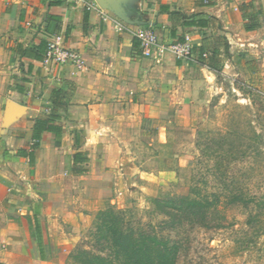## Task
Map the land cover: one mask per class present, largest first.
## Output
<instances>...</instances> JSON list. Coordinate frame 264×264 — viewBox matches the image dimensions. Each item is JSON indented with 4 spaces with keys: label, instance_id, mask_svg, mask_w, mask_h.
<instances>
[{
    "label": "crops",
    "instance_id": "crops-1",
    "mask_svg": "<svg viewBox=\"0 0 264 264\" xmlns=\"http://www.w3.org/2000/svg\"><path fill=\"white\" fill-rule=\"evenodd\" d=\"M259 12L255 0H0V264H65L41 232L49 212L90 218L114 194H154L150 163L176 149L160 120L207 108L217 77L248 58L237 50L264 45ZM144 27L165 44L191 37L193 58L143 56ZM55 36L78 64L47 61Z\"/></svg>",
    "mask_w": 264,
    "mask_h": 264
},
{
    "label": "rangeland",
    "instance_id": "rangeland-1",
    "mask_svg": "<svg viewBox=\"0 0 264 264\" xmlns=\"http://www.w3.org/2000/svg\"><path fill=\"white\" fill-rule=\"evenodd\" d=\"M255 2L262 29L253 41H264V0ZM243 50H237L235 60L239 54L248 58L217 77L207 108H178L170 120H160L170 125L176 149L170 155L160 149L162 161L150 163L162 172L150 182L154 194L137 187L123 202L117 193L105 204V209L126 210L130 220L146 223L158 220L151 214L153 199L188 196L193 186L221 195L205 227L176 231L181 233L182 264H264V45ZM153 139L148 148L157 151ZM233 194L243 201L233 203ZM97 214L49 212L40 228L56 261L83 264L77 254L91 246Z\"/></svg>",
    "mask_w": 264,
    "mask_h": 264
},
{
    "label": "trees",
    "instance_id": "trees-1",
    "mask_svg": "<svg viewBox=\"0 0 264 264\" xmlns=\"http://www.w3.org/2000/svg\"><path fill=\"white\" fill-rule=\"evenodd\" d=\"M203 19L204 16H195L190 24L205 26L208 21ZM256 27L255 23L246 30ZM83 160L80 153L75 155V162ZM235 195L233 203L243 201ZM221 199V195L210 196L193 186L188 196L153 199L151 214L158 220L146 223L130 220L126 210L107 207L96 215L92 244L77 254L78 260L83 264H182L183 244L179 242L181 233L176 231L186 226L205 227Z\"/></svg>",
    "mask_w": 264,
    "mask_h": 264
},
{
    "label": "built area",
    "instance_id": "built-area-1",
    "mask_svg": "<svg viewBox=\"0 0 264 264\" xmlns=\"http://www.w3.org/2000/svg\"><path fill=\"white\" fill-rule=\"evenodd\" d=\"M86 1V0H83ZM88 11L94 10V5L87 3ZM136 37L141 42L142 54L145 57H152L155 54L163 55L171 52L179 61L193 58V47L191 37L186 36L184 41L172 44L162 43L157 32L152 27H144L139 30ZM47 61L55 64L79 63L77 54L66 46L65 38L55 36L48 40ZM206 58L207 55H204Z\"/></svg>",
    "mask_w": 264,
    "mask_h": 264
}]
</instances>
